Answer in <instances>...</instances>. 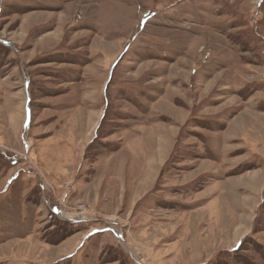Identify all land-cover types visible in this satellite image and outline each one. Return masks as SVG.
<instances>
[{"label": "rangeland", "instance_id": "1", "mask_svg": "<svg viewBox=\"0 0 264 264\" xmlns=\"http://www.w3.org/2000/svg\"><path fill=\"white\" fill-rule=\"evenodd\" d=\"M0 264H264V0H0Z\"/></svg>", "mask_w": 264, "mask_h": 264}, {"label": "crops", "instance_id": "2", "mask_svg": "<svg viewBox=\"0 0 264 264\" xmlns=\"http://www.w3.org/2000/svg\"><path fill=\"white\" fill-rule=\"evenodd\" d=\"M159 100L155 103V105L153 106V109H151L150 114L154 113V114H156V116L161 115L163 117H167L168 122H171V125H173V127L172 126L171 127L165 126L163 122H160L159 124L153 125V127L151 128L152 129L151 131L155 132V133L160 132L161 133V140H164L163 142H165V141L168 142V140H170L169 138H171V137H173L172 138V141H173L174 138H176L177 135L179 134L180 127L185 121L184 122H182L183 120L179 121L180 116H178V114H176L174 112V110L177 111L178 109L175 108L169 100H168L167 104H163L162 102H159ZM148 131H150V130H148ZM143 134H144V132H143ZM144 139H146V138H144ZM143 142H144V140H141L139 143L141 148L145 146L144 148L141 149V151L143 153H146V156H148V153H150L152 151V149L146 147L145 143H143ZM148 144H149V142H148ZM147 159H148V157L145 158V160H147ZM147 166L148 165L144 166V169H146ZM144 176H145V174H144ZM141 178H143V176H141Z\"/></svg>", "mask_w": 264, "mask_h": 264}, {"label": "bare ground", "instance_id": "3", "mask_svg": "<svg viewBox=\"0 0 264 264\" xmlns=\"http://www.w3.org/2000/svg\"><path fill=\"white\" fill-rule=\"evenodd\" d=\"M144 183V182H143ZM141 188H144V187H141ZM226 200V199H225ZM221 210H223V209H221ZM69 219H72V217H70ZM75 219V218H74ZM81 219H83V218H81ZM127 246V245H126Z\"/></svg>", "mask_w": 264, "mask_h": 264}]
</instances>
